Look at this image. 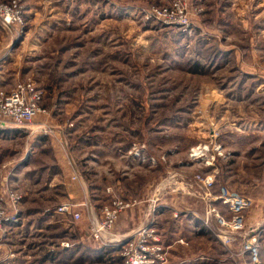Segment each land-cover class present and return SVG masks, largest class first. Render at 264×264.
<instances>
[{"label": "rangeland", "instance_id": "374dc122", "mask_svg": "<svg viewBox=\"0 0 264 264\" xmlns=\"http://www.w3.org/2000/svg\"><path fill=\"white\" fill-rule=\"evenodd\" d=\"M15 3L0 92L40 99L30 123L0 125V264H123L126 245L158 264H264V0Z\"/></svg>", "mask_w": 264, "mask_h": 264}, {"label": "built area", "instance_id": "2783aa9c", "mask_svg": "<svg viewBox=\"0 0 264 264\" xmlns=\"http://www.w3.org/2000/svg\"><path fill=\"white\" fill-rule=\"evenodd\" d=\"M15 6V0H9L7 4L0 3V18L3 19L5 24H9V22L13 20L20 21L18 10H15ZM39 99L40 93L31 83H18L11 91L0 92V125H5V121L16 127H23L27 123H30L37 111L36 106ZM219 199H222V202L227 204L229 209L235 213L240 212L247 205L246 200L238 195L223 194L219 196ZM79 204L80 203L63 202L56 208V212L64 216H69L73 220H78L81 214L75 210V207H78ZM123 207L124 204L122 201H113L112 209H105L106 217L102 224L100 226L93 224L94 228L92 231L96 239L103 237L101 231L103 229L107 230L112 226L114 218L117 216V211H120ZM219 222L222 225H227L223 220L219 219ZM239 225L240 217L235 215L232 220V226L236 228ZM126 247L124 248L125 259L123 264H158L163 261V257H160L158 261H156L155 256H152L154 252H150L147 248L141 249L139 252L140 254L136 255V252H132V248L128 249ZM245 247L247 251L256 258V247L251 244ZM156 250L158 254L161 255V248L157 247Z\"/></svg>", "mask_w": 264, "mask_h": 264}, {"label": "crops", "instance_id": "0c3cea01", "mask_svg": "<svg viewBox=\"0 0 264 264\" xmlns=\"http://www.w3.org/2000/svg\"><path fill=\"white\" fill-rule=\"evenodd\" d=\"M12 43L10 44V46H9V49H8V51L12 48ZM8 51H6L5 52V54L0 58V63H2L3 61H4V58H5V56L8 54ZM74 194H77V195H79L80 194V192H77V190L74 192Z\"/></svg>", "mask_w": 264, "mask_h": 264}]
</instances>
